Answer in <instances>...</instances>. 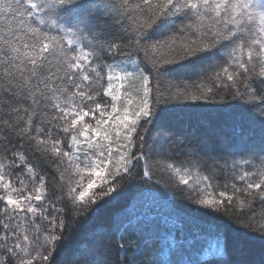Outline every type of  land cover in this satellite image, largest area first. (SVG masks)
<instances>
[{"label": "snow or ice", "instance_id": "obj_1", "mask_svg": "<svg viewBox=\"0 0 264 264\" xmlns=\"http://www.w3.org/2000/svg\"><path fill=\"white\" fill-rule=\"evenodd\" d=\"M229 100L226 148L165 135ZM138 179L264 239V0H0V264H58L81 217ZM113 249L247 264L217 225L151 244L101 230L73 264Z\"/></svg>", "mask_w": 264, "mask_h": 264}, {"label": "trees", "instance_id": "obj_2", "mask_svg": "<svg viewBox=\"0 0 264 264\" xmlns=\"http://www.w3.org/2000/svg\"><path fill=\"white\" fill-rule=\"evenodd\" d=\"M229 103L232 101H226L223 105L201 103L199 106H193V110L183 114L180 122L171 123V131L165 135L172 139L185 138L191 142V147L214 142L220 148H226L225 136L228 129L223 124L222 114L216 109L227 107ZM113 195L117 198L102 208L97 215L92 216L90 213L91 218L81 217L80 223L67 232L69 239L58 264H73V255L78 245L90 240L101 230H108L117 240L120 235L125 237L131 235L136 238L143 235L151 244V238L157 234L163 236L165 230L195 231L213 225L228 232L230 239L240 250L241 258L247 261V264H262L264 261V239L254 233L240 235L233 232L231 228L234 226L225 228L227 221L215 214L208 216L197 214L193 211L194 206L183 200L172 187L155 184L149 186L138 179ZM165 205L168 207L163 209ZM138 225L144 229L143 233L137 230ZM125 228L128 229L127 232L124 231ZM106 256L109 264H123L124 254L117 249H113ZM150 258L146 251L138 255L135 249L127 254L128 261L135 260L136 264H143Z\"/></svg>", "mask_w": 264, "mask_h": 264}, {"label": "rangeland", "instance_id": "obj_3", "mask_svg": "<svg viewBox=\"0 0 264 264\" xmlns=\"http://www.w3.org/2000/svg\"><path fill=\"white\" fill-rule=\"evenodd\" d=\"M166 207H168L167 205H165L164 207H163V209H166Z\"/></svg>", "mask_w": 264, "mask_h": 264}]
</instances>
